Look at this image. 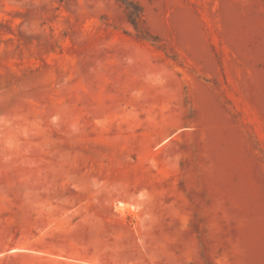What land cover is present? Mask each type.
Listing matches in <instances>:
<instances>
[{"label": "rangeland", "instance_id": "1", "mask_svg": "<svg viewBox=\"0 0 264 264\" xmlns=\"http://www.w3.org/2000/svg\"><path fill=\"white\" fill-rule=\"evenodd\" d=\"M129 1L0 0V264H264V0Z\"/></svg>", "mask_w": 264, "mask_h": 264}, {"label": "trees", "instance_id": "2", "mask_svg": "<svg viewBox=\"0 0 264 264\" xmlns=\"http://www.w3.org/2000/svg\"><path fill=\"white\" fill-rule=\"evenodd\" d=\"M123 4L125 5V10L127 14L128 20L133 24L135 28H138L139 22L141 20V8L140 6L129 0H121ZM201 251H200V259L199 260H191V261H180L178 263H167L164 259L160 261H156L155 264H218L215 259L219 255H211L208 251V246L205 244L204 241H201ZM109 253L103 254V260L106 262L109 261ZM117 261L120 264H150L148 260L143 257L142 255H139L134 250H123L119 253L117 257Z\"/></svg>", "mask_w": 264, "mask_h": 264}, {"label": "crops", "instance_id": "3", "mask_svg": "<svg viewBox=\"0 0 264 264\" xmlns=\"http://www.w3.org/2000/svg\"><path fill=\"white\" fill-rule=\"evenodd\" d=\"M17 245L22 246L24 245V242L21 241L20 239H16L15 241L11 242L9 246L0 245V258L5 257L9 254H27V253L35 252L27 248L26 249H11L13 247H16Z\"/></svg>", "mask_w": 264, "mask_h": 264}, {"label": "bare ground", "instance_id": "4", "mask_svg": "<svg viewBox=\"0 0 264 264\" xmlns=\"http://www.w3.org/2000/svg\"><path fill=\"white\" fill-rule=\"evenodd\" d=\"M117 202H118V201H117ZM122 202H123V201H122ZM123 205H124V204H123ZM125 205H126V204H125ZM130 205H131V204H130ZM119 206H120V207H119ZM119 206H118V208H117V207H115V208H117V210H118V209H121V205H119ZM128 206H129V205H128ZM128 206L126 205V207H128ZM130 207L132 208V206H129V208H130ZM123 208H124V207H123ZM133 209L135 210V207H133ZM117 210H116V211H117ZM128 210H129V209H127V211H128ZM130 210H132V209H130ZM119 212H120V210H119ZM122 212H123V211H122ZM123 213H124V212H123ZM126 213H127V212H126ZM11 249H26V248H24L23 246H18V245H17L16 247H13V248H11ZM91 264H96V263H91Z\"/></svg>", "mask_w": 264, "mask_h": 264}]
</instances>
